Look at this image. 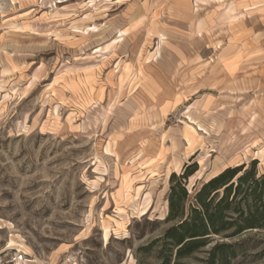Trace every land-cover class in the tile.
<instances>
[{"label": "rangeland", "instance_id": "obj_1", "mask_svg": "<svg viewBox=\"0 0 264 264\" xmlns=\"http://www.w3.org/2000/svg\"><path fill=\"white\" fill-rule=\"evenodd\" d=\"M168 41L233 44L245 63L220 92L138 130L148 102L130 98L153 88ZM211 57L204 76L217 81L223 59ZM262 65L264 0H0V264H159L160 244L142 248L167 229L170 177L184 168L169 129L189 122L199 138L189 193L226 166L256 160L263 174ZM257 239L233 264H264Z\"/></svg>", "mask_w": 264, "mask_h": 264}, {"label": "trees", "instance_id": "obj_2", "mask_svg": "<svg viewBox=\"0 0 264 264\" xmlns=\"http://www.w3.org/2000/svg\"><path fill=\"white\" fill-rule=\"evenodd\" d=\"M256 164L255 160L250 166L228 167L193 193L187 181L199 164H186L181 174L173 173L163 221L168 227L142 249L160 244L159 264H183L201 252L206 254L205 264H233L240 255L257 250L263 244L257 237L264 234V173Z\"/></svg>", "mask_w": 264, "mask_h": 264}, {"label": "crops", "instance_id": "obj_3", "mask_svg": "<svg viewBox=\"0 0 264 264\" xmlns=\"http://www.w3.org/2000/svg\"><path fill=\"white\" fill-rule=\"evenodd\" d=\"M162 32L163 31H161V33ZM235 46L236 45L233 44L226 45V47H223L221 51H219L216 50V48H210L208 45L196 47L192 44L174 45L169 42V45H162L160 49L158 47L153 62L156 63V67L159 68L161 72V74H159L160 77L149 74L150 80L153 81V88L147 90L144 86L142 87L139 84L132 94L134 98H130L131 101L136 99L140 102L142 99L139 95H142L143 92V98L148 102L147 104L139 103V106H142L141 108H143V110H140L141 112L138 114V117L140 118V115H142V117L144 116L146 118L137 120L135 122V127L138 130H143L163 126L164 121L166 122V118L180 105L179 102L182 100H193L200 94L209 96L216 93V91L220 92L219 89L224 88L231 80L237 78L236 76L239 75L245 63L243 48L238 45L241 48V50L238 51L235 50ZM159 50H161V55H159ZM217 52L219 53L220 59L222 58L223 60L219 61L220 63L212 64L211 70L213 68L221 69L222 75L215 81L209 77V75H207L208 78L204 76V71L210 69L204 62L211 56L213 57L214 54H217ZM157 55L158 58L156 60ZM259 68L260 74L264 79V65ZM210 71L209 73L211 74L212 71ZM178 126V129L171 128L169 130H178L180 132L182 145L179 146L176 141H168L172 149H178L179 152H181L180 155L183 159L181 163L182 169L201 148L199 146V138L197 134H195L193 130L194 127L191 123L187 122ZM187 140H189V142H187ZM160 163L163 165L162 162ZM154 165L155 162H150L146 164L142 170H148ZM227 167L228 166L223 167L212 177L218 175ZM175 171L176 170H173L172 174L177 173Z\"/></svg>", "mask_w": 264, "mask_h": 264}, {"label": "bare ground", "instance_id": "obj_4", "mask_svg": "<svg viewBox=\"0 0 264 264\" xmlns=\"http://www.w3.org/2000/svg\"><path fill=\"white\" fill-rule=\"evenodd\" d=\"M187 142H189V140H187ZM169 192V191H168Z\"/></svg>", "mask_w": 264, "mask_h": 264}]
</instances>
